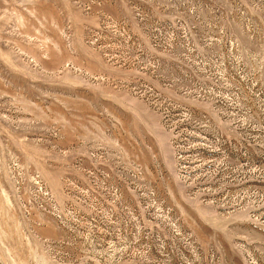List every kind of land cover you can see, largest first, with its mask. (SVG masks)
Segmentation results:
<instances>
[{
  "label": "rangeland",
  "instance_id": "374dc122",
  "mask_svg": "<svg viewBox=\"0 0 264 264\" xmlns=\"http://www.w3.org/2000/svg\"><path fill=\"white\" fill-rule=\"evenodd\" d=\"M0 264H264V0H0Z\"/></svg>",
  "mask_w": 264,
  "mask_h": 264
}]
</instances>
